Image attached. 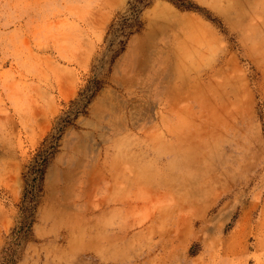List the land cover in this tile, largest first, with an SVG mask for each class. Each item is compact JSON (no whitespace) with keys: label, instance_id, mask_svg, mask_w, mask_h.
I'll use <instances>...</instances> for the list:
<instances>
[{"label":"rangeland","instance_id":"obj_1","mask_svg":"<svg viewBox=\"0 0 264 264\" xmlns=\"http://www.w3.org/2000/svg\"><path fill=\"white\" fill-rule=\"evenodd\" d=\"M157 4L165 82L159 50L116 68ZM133 103L156 154L146 117L112 136ZM0 264H264V0H0Z\"/></svg>","mask_w":264,"mask_h":264},{"label":"bare ground","instance_id":"obj_2","mask_svg":"<svg viewBox=\"0 0 264 264\" xmlns=\"http://www.w3.org/2000/svg\"><path fill=\"white\" fill-rule=\"evenodd\" d=\"M147 16H148V31H147V33H145V35L143 37H134L129 42L128 48H127V52L124 55V57H122L120 62L116 65V68H118L124 62H127L128 63V69H129L130 73H137V72H140V71L142 72V70L147 69L149 59L153 58L152 57L153 56L152 53L153 52H157V50H159V49L155 50L153 48L154 46H152V42L159 35H161L162 33H164V32L166 33V30L168 29V26L163 21H165L166 18L178 17L177 13L172 8H170L168 5H165V4H157L152 9L151 13L148 14ZM156 20H158L159 22H163V23L159 24L160 26H158L156 24ZM164 36H165V34H164ZM164 39L167 40V45L168 46L166 47V49H160L158 51L160 56H159V58L156 61L157 62V65H156L157 68L159 67L158 65H162L164 67L162 73L160 74L162 76V79H163L162 82L167 81L168 77H169L170 70L168 68V65H170V64H167L166 60H168V58H169V56L167 54L171 53V49H172L170 47V41L168 40V35L165 36ZM153 80L154 79H152V78L150 79V81H153ZM125 81L127 82L128 80H124V82ZM187 85H188L187 80L183 79L182 83H181V87H179V88L177 86H175V87H176L177 90H180V89L181 90H185ZM107 95L109 97H112L113 100L116 101V102H114L112 100L114 103L111 104V106L113 105L112 107H114V111L116 110V106H114V104L118 105L120 103L121 106H122L125 103L127 104L128 101H129V100H125V98L122 95H119L118 92H112V94L110 93V95H109V91H105L104 96H107ZM120 96L123 97V99ZM98 100H101V99L99 98ZM171 101H170V103L172 104ZM109 103H111V102H109ZM131 106H132L133 111L131 112L130 117L127 120H120L117 123L119 125L117 126V130L115 129L116 131H114L112 133V136H115V137L121 136V134L118 133V130H119L118 128H120L122 131H126V130H128L129 126L130 127L132 126V128H134V129L138 128V130L143 131L145 128L142 125V123H140V121L144 117H146L147 118V122H148V126H149V128L151 130L150 134H152V136L150 135V138H151V141H152V147L151 148L153 150V154H156L157 148H158V146L160 144V137H161V133L159 132L160 126H159V124H158V122L156 120L159 117L160 121L162 122L163 117L161 115H159V114H158V117H156L158 112L156 110L154 112L153 108L148 103H133V105H131ZM112 107H111V109H112ZM103 111L105 112V110H103ZM98 113L96 115H98ZM108 115H109V113H108ZM161 129H163V128H161ZM165 131L168 134V132L170 130L168 128H166ZM88 135L90 136L89 140L93 141L92 134L90 133ZM99 136L102 139V141H104V139H105V142H108V140L109 141L110 140H112V141L114 140L113 138H111V136L109 137L108 134H106V136H105V134L102 133ZM139 138H140V133H139ZM117 140H119V139L117 138ZM67 141H68V143H66V141H64L63 148H65L67 146L70 147L71 149L72 148L75 149V147L83 148L84 147L83 144L86 142V140H84L82 137L73 138V139L67 140ZM124 143H126L127 146H129V144H133L135 149L139 148V150H137V152L135 154L136 158H141L143 156L144 152L143 151L140 152L141 141H139V139L135 135H132L131 139H127V138L122 139V144H124ZM114 144L111 145L112 148L117 146V145H119L118 143H116L115 145ZM91 149H94L96 151V148H94L92 146H91ZM75 158H78V157H75ZM78 160L79 159L66 160V162L68 163L67 170L64 171V172H59L58 170L54 169L53 172L50 174V176H48V179H51V181L53 183H56L58 180H63L66 177L70 178L74 168L78 164L77 163ZM153 165H154L155 172L157 173V168H156V166H157V158H156V155H155V157L153 159ZM154 177L155 178L157 177L156 174L154 175ZM121 179H122L124 184L128 183L129 180H130L131 182H133L134 184H137L138 186H140L143 183V181H144V180L142 181L140 179L138 180L137 176L134 175V174H132L131 176H128V177L127 176H125V177L121 176ZM156 180L157 179H155L154 182H157ZM154 193H156V189H155Z\"/></svg>","mask_w":264,"mask_h":264}]
</instances>
